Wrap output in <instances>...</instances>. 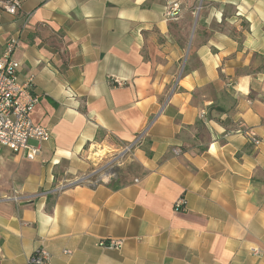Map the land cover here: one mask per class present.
Here are the masks:
<instances>
[{
	"label": "crops",
	"instance_id": "obj_1",
	"mask_svg": "<svg viewBox=\"0 0 264 264\" xmlns=\"http://www.w3.org/2000/svg\"><path fill=\"white\" fill-rule=\"evenodd\" d=\"M11 38L52 137L0 144V264H264V0H24ZM141 133L130 171L83 179Z\"/></svg>",
	"mask_w": 264,
	"mask_h": 264
},
{
	"label": "built area",
	"instance_id": "obj_2",
	"mask_svg": "<svg viewBox=\"0 0 264 264\" xmlns=\"http://www.w3.org/2000/svg\"><path fill=\"white\" fill-rule=\"evenodd\" d=\"M22 2L23 0H0V7L15 15L21 9ZM180 11L178 3L172 4L166 12L167 20L176 19ZM19 45L18 38H11L0 56V144L15 153L23 154L28 160H36L42 157L44 144L51 139L52 133L49 128L33 119L32 114L39 104L40 97L33 92L34 76L25 80L20 77V63L14 57ZM245 135L256 145L262 142L253 129L246 130ZM143 138L144 134L141 133L128 147L135 149L142 145ZM32 141L36 143H31ZM89 177L85 176L83 179H90ZM185 205L186 200L180 199L176 208L184 209ZM99 245L120 249L123 241L110 239L99 242ZM50 259V253L44 248H39L29 261L30 264H48Z\"/></svg>",
	"mask_w": 264,
	"mask_h": 264
},
{
	"label": "rangeland",
	"instance_id": "obj_3",
	"mask_svg": "<svg viewBox=\"0 0 264 264\" xmlns=\"http://www.w3.org/2000/svg\"><path fill=\"white\" fill-rule=\"evenodd\" d=\"M191 34V32H190ZM134 149H130L128 146L123 148L122 153L118 158L113 159L109 162L108 158L104 157V159L97 166L89 165L83 172L85 176H90L89 178L94 182L98 183V181H103L107 179L109 176H118L119 173H124L125 171H130L132 165H130L131 161L128 160L129 155L132 153ZM107 151L101 153L104 154ZM122 176V175H120ZM84 177V176H83ZM16 198V197H13ZM44 248V247H43ZM46 249V248H44ZM47 250V249H46ZM48 251V250H47ZM49 252V251H48Z\"/></svg>",
	"mask_w": 264,
	"mask_h": 264
},
{
	"label": "bare ground",
	"instance_id": "obj_4",
	"mask_svg": "<svg viewBox=\"0 0 264 264\" xmlns=\"http://www.w3.org/2000/svg\"><path fill=\"white\" fill-rule=\"evenodd\" d=\"M24 1V0H23ZM23 3V2H22Z\"/></svg>",
	"mask_w": 264,
	"mask_h": 264
}]
</instances>
